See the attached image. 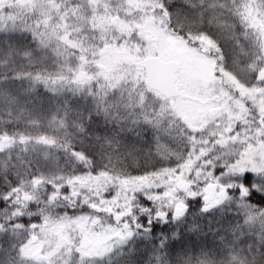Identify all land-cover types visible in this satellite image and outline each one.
<instances>
[{
    "label": "snow or ice",
    "instance_id": "obj_1",
    "mask_svg": "<svg viewBox=\"0 0 264 264\" xmlns=\"http://www.w3.org/2000/svg\"><path fill=\"white\" fill-rule=\"evenodd\" d=\"M0 264H264V0H0Z\"/></svg>",
    "mask_w": 264,
    "mask_h": 264
}]
</instances>
